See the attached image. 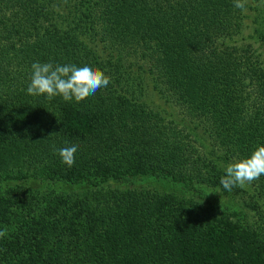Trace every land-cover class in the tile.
Returning a JSON list of instances; mask_svg holds the SVG:
<instances>
[{
  "label": "trees",
  "instance_id": "1",
  "mask_svg": "<svg viewBox=\"0 0 264 264\" xmlns=\"http://www.w3.org/2000/svg\"><path fill=\"white\" fill-rule=\"evenodd\" d=\"M233 4L0 0V185L81 187L44 194L30 216L6 210L2 224L15 215L18 226L0 225V264H264V233L200 194L92 189L131 176L169 178L189 191L222 186L225 162L264 144L263 74L248 105L256 71L216 45ZM33 62L88 63L111 83L79 102L29 95ZM212 136L232 145L222 161ZM66 142L79 145L71 167L56 151ZM253 183L264 201V175Z\"/></svg>",
  "mask_w": 264,
  "mask_h": 264
},
{
  "label": "rangeland",
  "instance_id": "2",
  "mask_svg": "<svg viewBox=\"0 0 264 264\" xmlns=\"http://www.w3.org/2000/svg\"><path fill=\"white\" fill-rule=\"evenodd\" d=\"M232 2H234V0H232ZM246 7L247 12L245 13L233 6L235 18L232 19V25L226 31L222 32L221 30V33L218 34L220 38L216 39V45L220 43L225 44L234 54L240 55L242 60L246 61L247 59L245 66L248 69L252 67V70L256 71V75L250 80V86L246 89L244 94L247 95L249 94L248 92H251V97L246 98L245 101V103L249 105L250 100H252L256 94H259V84L256 82V77L260 72H262L263 77L258 76V78L261 84L264 85V0H248ZM150 99L154 101L155 104L165 108L162 101L158 100L155 94L152 93ZM176 113L181 116L183 115L179 109L176 110ZM198 132L200 136H207L206 133H201L200 129ZM211 139L210 149L214 150L216 157L220 154V159L222 161V158L225 157L226 154H229L232 145L226 142L222 144L219 137L215 138L212 136ZM236 160L239 159L232 157L227 160L225 164L227 166L229 163ZM6 182H2L0 185V225H2V230L6 229V224L8 226H13L15 224L18 226L13 220L14 217H16L15 215H13V218L10 219L8 223L2 224L6 221L5 218L8 215L6 210L15 213L17 211L19 215L30 216L33 212L39 213L41 212V208H44V206H42L44 194L60 191L72 193L76 192L75 189L81 190V187L75 184L69 186L67 184H61L60 182H35L31 180L24 181L23 179H13L9 183ZM253 182L244 188L238 186L233 187L231 191L223 189L222 186L211 187L207 185H196L197 189L189 191L180 183L169 178L131 176L122 179H111L108 182L92 187V189L136 188L137 190L147 189L158 190L160 192L179 193L182 196H186L187 194H200L205 199L215 202L223 210L228 212L238 211L241 215L230 216L236 224H247V226L256 232L264 233V201L263 199L256 198L254 195L255 185ZM17 186L18 188L16 189ZM82 192L83 191H81V193ZM89 193H91V191ZM3 199L13 200L14 204H19L22 208H29H27L26 212H22L19 208L15 207L9 206V208H6V203L1 202ZM36 256L37 254H33L30 258L34 260Z\"/></svg>",
  "mask_w": 264,
  "mask_h": 264
},
{
  "label": "clouds",
  "instance_id": "3",
  "mask_svg": "<svg viewBox=\"0 0 264 264\" xmlns=\"http://www.w3.org/2000/svg\"><path fill=\"white\" fill-rule=\"evenodd\" d=\"M247 3L248 0H234L233 6L246 13ZM31 69L27 93L33 96L45 95L49 100L60 96L64 101L79 102L111 83L110 77L88 63L83 66L75 64L53 66L50 62H33ZM78 148V144L66 142L65 147L56 151L62 162L71 167L75 163ZM224 171L225 175L221 177L220 184L227 191L237 186L244 188L258 180L264 175V144L257 145L249 156L229 163ZM5 235L6 231H0V237Z\"/></svg>",
  "mask_w": 264,
  "mask_h": 264
}]
</instances>
